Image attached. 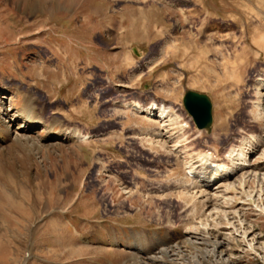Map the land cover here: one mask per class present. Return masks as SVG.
<instances>
[{
	"label": "rangeland",
	"instance_id": "374dc122",
	"mask_svg": "<svg viewBox=\"0 0 264 264\" xmlns=\"http://www.w3.org/2000/svg\"><path fill=\"white\" fill-rule=\"evenodd\" d=\"M0 11V104L12 130L28 98L46 122L35 143L0 139V264H151L163 248L185 252L164 264H264V170L243 190L251 169L223 182L236 191L208 208L188 176L200 155L229 164L254 139L247 161L264 157V0H0ZM188 91L211 98V132L190 120ZM131 101L177 120H147L121 106ZM63 125L87 139L52 138Z\"/></svg>",
	"mask_w": 264,
	"mask_h": 264
},
{
	"label": "bare ground",
	"instance_id": "6f19581e",
	"mask_svg": "<svg viewBox=\"0 0 264 264\" xmlns=\"http://www.w3.org/2000/svg\"><path fill=\"white\" fill-rule=\"evenodd\" d=\"M1 12H3V11H0V14H1ZM139 14H141V16H139L140 18L147 17V13L144 10L139 12ZM142 23L145 24L144 20H142ZM129 26H130V24H129L128 19L121 21V27L123 28L125 33H127ZM260 86L261 87L264 86V80L261 81ZM121 106L125 109H130L135 114H141L147 120H158V121H160V123H167V122L172 121V120H177V116L174 114V111L171 108L165 107L164 105H159L154 101L151 102L149 105H146V106H144L143 103L138 102V101L127 102L123 105L121 104ZM40 115H41V113L38 112V108L35 106V103H33V99L31 100L28 98V100L26 102V106L24 107V109L22 111H18L16 113V116H15L16 119L21 120L22 124H20L19 128H17L18 131L12 130L11 126H12L14 118L10 119L8 111L3 110V107L0 104V139H2V144L7 145L10 142L11 143L12 142L20 143L22 141H25L28 143H31V142L35 143L36 142L35 138L31 134V132H32L31 128H35V126H40V125L41 126L45 125V127H46V122L42 121V118ZM58 121H59V119H58ZM59 124H62V122H60ZM189 128L190 127H188V125L185 123L180 125L181 131H186ZM21 129H22V132L21 131L19 132V130H21ZM51 137L56 138V139L58 138L60 140L62 139V140H70V141H72V140L85 141L87 139L86 136H82V134L79 131H77L71 127H66L62 131H60L56 134H53ZM262 140H264V139H262ZM256 142L257 141L254 139L253 144H251V146H249V147L243 146L240 150H238V149L232 150L229 153V156H227V158H226L228 160L229 164L220 163V165H217L219 163H212L210 154L205 153V154L200 155L199 161L196 165L197 167L193 166L194 168H192L193 169L192 172H188V176L190 178L188 176L187 177L189 179H192L193 185H191L190 182L189 183L192 186V188H190V189L195 190L194 191V193H195L194 197L197 200H202L205 208L206 207L208 208V206L210 204H212L213 202L219 203L221 200L223 201V199L226 196L231 194L233 191H236V187L234 185L233 186L228 185V184L226 185L223 182H225V181L227 182V180H230L234 176L246 171L247 169H251V170H253V172L247 171L245 173H242L243 176H241V177H243V178L241 180L240 189L243 190V188L249 182L251 177L258 178L257 172L264 170V157H262L261 160H258V162H255L252 165L250 164L249 161H247V152L249 154L256 153L257 149L262 146V145L260 146V143H256ZM254 143H256V144H254ZM32 146H33V144H32ZM3 158H4V156H3ZM224 200H226V199H224ZM227 200H228V197H227ZM228 202L224 203V205L228 204ZM230 206H231V204H230ZM227 207H228V205H227ZM224 208H226V207H224ZM218 216H219V214L217 215V217ZM209 238H211V237H209ZM189 239H190V237H189ZM203 242L205 244H207L209 247V245H210L209 243L211 241L210 240H208V241L204 240ZM193 243L194 242L190 239L187 241L186 246L194 247L195 244H193ZM223 245L224 244H222L218 241L213 242L214 253L215 252L217 253L218 249L221 248ZM137 251H139V249H137ZM147 251H149V250H147ZM140 252L144 253V255L147 254V252L143 251V250ZM151 253L152 252H150L148 254H151ZM161 254L165 256V258H163V259L160 257L163 261V260L168 259V258L173 259L175 257H179V254L180 255L185 254V252H183L181 248L180 249L178 248L177 254H174L177 256H174V255H170V251L168 248H163V251L161 252ZM181 256H183V255H181ZM149 258H150V261H152L151 264L152 263L153 264H158V263L164 264L165 263V262L163 263L160 259H157V258H154L151 256ZM143 260H145V259H143ZM141 263L142 264H148L144 261H142ZM131 264H135V263L132 262ZM170 264H179V263L177 260H172V261H170ZM180 264H198V263H197V261H193L191 259H186V257H185L184 261H182Z\"/></svg>",
	"mask_w": 264,
	"mask_h": 264
},
{
	"label": "water",
	"instance_id": "95a60500",
	"mask_svg": "<svg viewBox=\"0 0 264 264\" xmlns=\"http://www.w3.org/2000/svg\"><path fill=\"white\" fill-rule=\"evenodd\" d=\"M184 106L193 117L199 130L211 131L213 124V104L207 95L189 91L184 97Z\"/></svg>",
	"mask_w": 264,
	"mask_h": 264
}]
</instances>
